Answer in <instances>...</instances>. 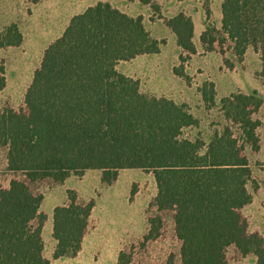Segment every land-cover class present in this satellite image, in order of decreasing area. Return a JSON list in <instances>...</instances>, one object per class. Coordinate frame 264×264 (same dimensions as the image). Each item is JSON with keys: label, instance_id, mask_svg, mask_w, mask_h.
I'll list each match as a JSON object with an SVG mask.
<instances>
[{"label": "trees", "instance_id": "obj_1", "mask_svg": "<svg viewBox=\"0 0 264 264\" xmlns=\"http://www.w3.org/2000/svg\"><path fill=\"white\" fill-rule=\"evenodd\" d=\"M138 1L157 8L151 0ZM167 26L178 46L195 55L191 19L180 14ZM200 41L208 53L218 44L221 54L229 42L227 51L232 49L237 62L251 47L260 55L264 78V0H224L221 31L208 26ZM21 43L17 25L0 29V50ZM162 44L150 38L141 17L130 18L100 3L74 17L45 50L26 92L25 109L0 113L7 171L22 178L0 189V264H50L43 257V198L29 184L45 179L63 183L88 170L102 171L107 184L121 170L153 174V206L158 213H174L179 264H227L230 247L264 264V239L248 232L241 215L252 201L247 190L251 170L243 150L259 149L260 122L254 116L261 101L256 93L224 98L222 131L208 142L185 137V130L198 125L186 105L144 95L138 82L116 71L120 62L158 54ZM183 70L175 68L174 74L188 81ZM5 86L0 63V93ZM201 92L204 103L213 104V85L205 84ZM91 210V203L78 204L75 197L54 210L53 259L79 253ZM148 224L145 242L158 237L161 219ZM117 264H132L131 253L121 251Z\"/></svg>", "mask_w": 264, "mask_h": 264}, {"label": "rangeland", "instance_id": "obj_2", "mask_svg": "<svg viewBox=\"0 0 264 264\" xmlns=\"http://www.w3.org/2000/svg\"><path fill=\"white\" fill-rule=\"evenodd\" d=\"M11 1L0 0V25L11 22L9 20L13 19L18 11L20 1ZM151 1L152 5L157 7L150 6L154 15L151 19L162 16L166 25L169 20L178 15L183 14L187 17L192 12L195 13L193 14L195 18L211 13L214 21L215 15L220 13L222 2V0H155L158 3ZM0 29L4 27L0 26ZM155 31L163 32L164 28L157 24ZM173 34H166L161 41L163 42L160 47L162 54L159 59L163 67L179 53L177 39L175 40L176 36ZM195 40L197 42L198 37L195 36ZM197 46L201 49L200 44ZM216 47L218 48L216 53H219L218 44ZM223 49L225 53L219 54L224 56L225 60H222L219 55L205 51L202 56H196L190 60V57L194 55L189 56L181 49L185 56H179L177 68L183 66L184 69V64L190 61V73L196 77L197 71L201 70L216 86V95L220 98V100L214 98L213 104H203V109H197V106L192 104L193 112L195 111L200 118V124L196 129L185 130L184 136L190 139L197 137L208 142L215 132L222 131L225 124L220 104L222 99L238 93L257 94L263 107L262 111L260 113L258 111L254 116V119L260 118L261 126L257 132L260 145L257 151H253L249 146H245L243 150L251 170L247 190L252 201L241 211V215L247 224L248 232L262 237L264 234V78L260 75L261 65L253 55H248L242 63L229 56V53L226 54L227 44ZM38 52L36 47L30 49V45L24 46L23 51L15 50L14 54L9 53L7 49L0 52V63L3 64L6 81L4 93L0 95V113L6 109L15 112L25 109L24 98L34 76L29 69L35 64ZM181 57L186 60L184 63ZM225 61L231 66L226 65ZM212 82L203 79L200 81V88ZM6 153L7 149L0 147V189H5L4 187L13 179H22L21 176L12 175L6 170ZM29 187L33 194L43 198L39 210L45 218L43 226L52 214L53 205L65 206L69 204L70 197H75L78 204H92L90 213V216L94 217L92 221L100 222L101 231L106 234L105 237H101V240L108 242L112 248L119 246L121 251L130 252L132 264L179 263L180 242L174 232V213L171 211L158 213L153 206L157 187L152 173L141 170H121L116 180L107 184L103 182L102 171L88 170L82 174L69 175L63 183L45 179L29 184ZM62 202L65 205L61 206ZM156 217L161 219L158 237L145 242L143 239L149 230L148 221ZM226 259L227 264H256V257L253 254L242 256L233 247L226 252Z\"/></svg>", "mask_w": 264, "mask_h": 264}, {"label": "crops", "instance_id": "obj_3", "mask_svg": "<svg viewBox=\"0 0 264 264\" xmlns=\"http://www.w3.org/2000/svg\"><path fill=\"white\" fill-rule=\"evenodd\" d=\"M7 1L12 2L11 0ZM19 1L18 11L13 16L14 18L9 20L11 22L7 25L3 24L0 26L5 28L11 24H16L22 35L23 41L19 47L5 48L9 53L11 52V54H14L15 50L23 51L24 46L29 45L30 49L36 47L37 51H39L35 57V64L31 67V69H29L31 75H34L33 73H35V71L40 67L45 50L63 35L69 26L70 21L74 17L83 14L87 9L95 7L100 3L108 4L113 9L118 10L130 18L141 17L146 32L153 40L160 42L164 40L166 34H173L171 29L166 25V22L162 19V16H155V19L152 20L151 17L154 15H152L151 7L149 5L141 4L138 0L130 2L127 0H38L35 4L30 3L28 0ZM223 1L224 0L221 2L220 13L215 15L214 21L212 20L211 13L206 14V16L202 15L195 18L193 16L195 13L192 12L189 14L190 16H187L191 19L193 24L192 42L196 50V54L190 57V60L196 56H202L204 49L201 41L199 40L208 26L216 31H221ZM153 2L158 3L155 0H153ZM157 24H160L164 28L163 32L155 31V26ZM195 36L198 37L197 42L195 40ZM197 43L200 44L201 49L197 46ZM226 44L228 48L231 46L229 42ZM216 46L217 44H215L216 51L210 53L219 55L222 60H225L224 56L222 57L219 53H216L218 50ZM178 48L179 53L175 55L173 60H171L165 67L162 66L161 59H159L162 54V48H160V52L158 54L140 55L131 61L118 63L116 71L126 78L138 82L140 92L144 95L153 96L155 98H166L175 104L186 105L188 112L195 120H197L198 124H200V118L195 114V111L193 112L192 104L194 103L197 106V109H203V104L205 103L202 97V88H200L199 84L203 79L209 82L212 81L201 70H198L196 73L197 76L194 77V75L190 73V61L184 64L183 70L185 76L188 78V81L184 78L176 76L174 74V69L179 66V56H185V53L181 50V48L179 46ZM3 50L4 49H1L0 52ZM228 53L229 56H232V49H229L226 52V54ZM248 55H253L261 65L260 55L255 53L251 47L246 50L242 63L248 58ZM213 87L215 93L214 98L220 100V98L216 95V86H214V84ZM4 90L0 93V95L4 93ZM262 109L263 107L261 103L258 110L259 113ZM258 121L260 122V118ZM197 126L189 129H196ZM258 130H260V127ZM8 186L9 185L4 188L7 189ZM62 205L65 204L62 202L61 206ZM56 207L59 206L53 205L51 209L52 214L49 216L42 228L43 257L48 260L50 264H117L118 256L121 252L119 246L112 248L108 242L101 240V237H105L106 234L101 231L100 222L96 223V221H92V218H94L92 215L90 216L91 219L89 218L88 220V225L83 236L79 253L75 257L53 259V253L56 248V241L53 238V211ZM262 237L264 239V234H262ZM234 249L236 250V248Z\"/></svg>", "mask_w": 264, "mask_h": 264}]
</instances>
